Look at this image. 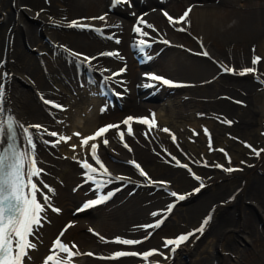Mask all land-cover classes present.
Segmentation results:
<instances>
[{
    "label": "bare ground",
    "instance_id": "obj_1",
    "mask_svg": "<svg viewBox=\"0 0 264 264\" xmlns=\"http://www.w3.org/2000/svg\"><path fill=\"white\" fill-rule=\"evenodd\" d=\"M131 1L121 10L112 0H0V106L24 126H42L30 132L36 166L42 170L33 177L36 199L44 211L41 226H34L29 237L36 247L24 264H44L57 239L78 253L72 264H264V151L259 156L253 151L264 150V0H136L146 10L141 16ZM157 5L162 11L155 10ZM190 7L186 24H170L164 15L179 19ZM100 16L106 22L93 19ZM27 18L38 21L39 29ZM140 18L152 27L139 24ZM73 21L102 29V34L68 27ZM137 26L148 36L137 34ZM181 27L185 31H177ZM43 35L54 50L39 39ZM140 40L151 44V59L139 53ZM25 44L36 54L25 51ZM105 52L119 58L101 55ZM83 56L95 59L78 66ZM254 57L261 58L259 64L252 65ZM143 60L148 61L145 68ZM221 65L237 72L255 67L256 73L240 76L224 72ZM121 69L126 70L113 76ZM152 75L177 85H164L173 93H157L162 88ZM109 76L113 79L106 80ZM23 83L28 87L22 88ZM102 84L112 103L104 102L96 89ZM94 97L102 104L93 103ZM44 99L61 103L68 115L54 114ZM165 100L164 108L157 106ZM118 103L120 112L114 109ZM88 106L92 112L85 115ZM157 109L162 114L157 111L156 127L135 122L151 120ZM81 115L82 123H76ZM128 117L134 118L132 135L122 123ZM107 125L120 128L91 143L98 144L111 177L124 179H113L98 192L77 163L87 158L93 164L91 143L88 148L78 143L73 151L76 135L69 132H91L87 138ZM44 129L69 137V142L46 145L44 141L56 138L41 135ZM119 131L125 133L123 140ZM233 168L240 172L225 171ZM114 191L119 192L107 204L86 207ZM173 192L186 201L179 202ZM79 208L88 219L72 217ZM209 216L204 232H196ZM158 222L159 227H146ZM181 235L189 239L170 253L175 246L166 247L165 241ZM117 239L140 243L123 245ZM120 251L135 252L143 260L111 258ZM148 252L155 254L144 259Z\"/></svg>",
    "mask_w": 264,
    "mask_h": 264
},
{
    "label": "snow or ice",
    "instance_id": "obj_2",
    "mask_svg": "<svg viewBox=\"0 0 264 264\" xmlns=\"http://www.w3.org/2000/svg\"><path fill=\"white\" fill-rule=\"evenodd\" d=\"M129 0H113V7H117L123 4H128ZM191 7L188 8L179 19H173L168 15L167 12L164 13L165 17L168 19L170 24H186L188 22L189 14L191 13ZM93 19H99L100 21L106 22V16H100ZM139 24H145L146 27H152L147 25L143 18L138 20ZM68 27L72 28H90L89 25L80 23L79 21H73L68 24ZM114 27H119V25H114ZM97 33L102 34V29L95 28L91 29ZM134 31L140 36L147 37L148 33L143 31L140 27H134ZM155 31V29H153ZM177 31H185V28H178ZM108 39H113V36H108ZM164 44H168L169 41L162 40L160 41ZM116 43H120L117 39ZM137 47L140 51L145 52L146 58L151 59V53L147 50L151 48L146 40H140ZM101 55L104 56H113L119 58V54L115 52H105ZM204 56H208V52L204 51L202 53ZM71 56L80 57L81 54L72 52ZM92 59L87 56L82 57L81 65L84 62L91 65ZM261 61L260 57H254L251 61L252 65H257ZM224 72H229L232 74L244 76L247 74H255L256 68H244L240 71H236L233 68H230L226 65H221ZM126 69H121L119 73H114L115 75H121ZM107 71V69H106ZM153 81H157L163 85L174 87L169 80L162 77L152 75L149 77ZM106 80H112L113 77L109 76L105 78ZM264 83V81H262ZM151 86V85H149ZM103 87V84L101 85ZM4 92L0 88V101H2ZM119 95V94H117ZM43 99V97H42ZM43 102L46 105H50L53 108H57L61 111L64 110L62 105H58L52 101L44 99ZM103 111V109H102ZM134 120L133 117H128L122 123L127 126V134L132 135L131 122ZM137 123L148 125L149 129L156 127L155 115H152L151 120L148 118L136 119ZM30 128H36L38 131L42 128L41 125H29L24 126L19 121H17L11 113H8L6 109L0 106V264H24L25 258L28 256L30 250L35 249L36 245L31 242L29 239L30 236L34 234V226H41V213L44 211V207L36 199V192L38 191L36 183L33 182V177H39L41 169H38L36 166L35 160V143L33 139V134L30 132ZM120 125H107L98 129L93 135L88 136L87 138L81 139L80 146L81 148H88L90 141H95L98 138L104 136L111 129H119ZM163 131L168 132V129H163ZM206 132V130H205ZM41 135H47L50 137H55L56 140L44 141L46 145L51 144L52 147H56L61 142L67 143L69 137L60 135L57 132H49L47 129H44ZM76 136H80L79 133H74ZM118 135L121 140L125 133L119 131ZM173 141H175V136H172ZM103 144L107 146L108 140L104 139ZM126 148L127 144L124 145ZM247 147H251L246 145ZM98 144L91 143L90 146V155L92 160L95 161L96 165H99V170L93 164L88 162V159L85 158L82 161L77 160V163H80L81 167L85 170L86 180L92 182L96 186L98 192H102L105 186L112 182L113 179H124L123 177H111L109 170L101 162L98 156ZM75 146H73V151ZM131 149H129L130 151ZM255 155L259 156L260 151L264 150H255ZM75 159V157L73 158ZM129 163H134L130 161ZM137 169L140 168L138 164H135ZM225 171H235L234 169H225ZM139 174L146 177V173L143 170H140ZM99 177V178H98ZM106 177H111L110 179H104ZM47 188L48 186L45 185ZM199 189H197L198 191ZM49 191L51 189L49 188ZM112 193H107L100 195L97 199L89 202L86 207L91 208L95 205H100L104 203L111 197ZM172 196L177 197L178 200H183L184 196H177L175 192L172 193ZM45 204L48 202V197H44ZM171 208H169V211ZM52 211L59 212V209L52 208ZM156 213H153L155 216ZM211 217L209 216L205 219L200 228L196 229V232L201 234L204 232V226L207 225ZM160 222L155 225H148L146 227H159ZM63 233H61L62 235ZM189 235H195L191 233ZM189 235H181L174 240H166L165 246H175L179 247L182 243L186 242L189 239ZM118 244L123 245H133L138 244V240H127V239H117L114 241ZM72 247H76L72 245ZM175 247H172L171 250L175 251ZM50 254L44 264H72V258L78 253H73L68 246L63 244L59 239L54 242V248L50 250ZM66 254V259L60 254ZM155 254L154 252H148L144 255V259H148L151 255ZM88 255H92L88 253ZM126 255H137L135 252H124L120 251L116 253L115 257L112 259L126 256Z\"/></svg>",
    "mask_w": 264,
    "mask_h": 264
},
{
    "label": "rangeland",
    "instance_id": "obj_3",
    "mask_svg": "<svg viewBox=\"0 0 264 264\" xmlns=\"http://www.w3.org/2000/svg\"><path fill=\"white\" fill-rule=\"evenodd\" d=\"M212 1H210L209 3H211ZM159 5H157L156 6V8H155V10H158V11H162V9L160 8V7H158ZM127 7L128 6H126V5H121L120 6V8H121V10H124V9H127ZM145 9H144V7H143V5H142V7L141 6H139V8H137V14H139L140 16L141 15H145V13H146V10L144 11ZM31 20V21H33V23H34V26L36 27V29H39V27H40V23L38 22V21H36V20H34V19H30V18H27V20ZM39 39L43 42V44L44 45H47V47L49 48V49H51V50H54V47L51 45V43L50 42H48L47 40H46V38L44 37V35H43V39L42 38H40L39 37ZM24 48H25V51H29V52H31V53H35L36 54V52H34V51H30V49L28 48H26V44L24 45ZM37 56H38V54H37ZM260 73H261V71H260ZM264 77V76H263ZM240 79V78H239ZM253 81V83H256V84H258V81L256 82V79H254V80H252ZM21 87L22 88H26V87H28L26 84H21ZM167 94H172L173 93V91H165ZM91 101L93 102V103H97L98 102V100L97 99H91ZM166 101L167 100H165V101H162V102H160V103H158L157 104V106H160V108H164V106H166V104H168V102L166 103ZM59 105H61V103L59 104ZM85 109H87V113L85 114V115H87L88 113H91L92 112V109L88 106L87 108H85ZM116 111H118V112H120L121 110H122V107L119 105V107L118 108H116L115 109ZM162 109H157L155 112H154V115H155V117H157V111H158V113L159 114H162V111H161ZM72 111V114L75 112V110L74 109H72L71 110ZM68 113H69V111L68 110H66L65 112H63V113H59V112H54V114H56V115H59V116H67L68 115ZM85 115H81L80 117H77V119H76V123H82V119L84 118V116ZM89 116V115H88ZM258 116H260L259 115V113H258ZM262 118H263V120H264V114L262 115ZM202 122H205V123H202V124H209V123H211V121H202ZM78 125V124H77ZM76 125V127H77V129H78V126ZM80 126H82V125H80ZM204 126V125H203ZM70 133H79L77 130H73V131H70L69 132V134ZM80 134V136H75V142H73V145L72 146H75V147H78L79 145H78V143L80 144L81 143V139H83V138H86V136L87 135H89V134H92L91 132H87L86 134H83V132H80L79 133ZM53 138H55V137H53ZM69 142V141H68ZM67 142V143H68ZM64 143V142H63ZM172 143L173 144H175V141H172ZM213 147L216 149V148H218L219 147V145L217 144V143H215L214 142V144H213ZM125 150H127V148L125 147ZM114 158V157H113ZM114 160V159H113ZM262 161H263V163H264V156H262ZM233 169H237V168H233ZM238 169H240V168H238ZM219 171H222V169L220 168L219 169ZM235 173H239V171H236ZM75 214V217L73 216ZM73 215H72V217L73 218H76V219H82V218H84L85 220L86 219H88V217H83L82 216V214H83V212H82V210L81 211H79V210H77L75 213H74ZM79 216V217H78ZM86 233H88V231H86ZM237 242H239V244L243 247V246H246V247H248L244 242V244L243 243H241L242 241H238L237 240ZM141 260V259H140Z\"/></svg>",
    "mask_w": 264,
    "mask_h": 264
}]
</instances>
